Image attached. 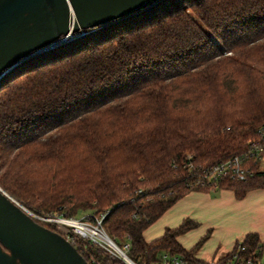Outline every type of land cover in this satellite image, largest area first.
Instances as JSON below:
<instances>
[{
    "label": "trees",
    "instance_id": "obj_1",
    "mask_svg": "<svg viewBox=\"0 0 264 264\" xmlns=\"http://www.w3.org/2000/svg\"><path fill=\"white\" fill-rule=\"evenodd\" d=\"M263 126L264 0H162L0 80V186L41 215L105 214L136 264L166 252L206 264L194 257L205 237L191 250L177 240L197 222L151 242L144 231L188 192L242 199L264 188L258 166L246 181L190 184L248 150ZM259 243L244 237L249 254ZM74 246L89 264H120L89 241Z\"/></svg>",
    "mask_w": 264,
    "mask_h": 264
},
{
    "label": "water",
    "instance_id": "obj_2",
    "mask_svg": "<svg viewBox=\"0 0 264 264\" xmlns=\"http://www.w3.org/2000/svg\"><path fill=\"white\" fill-rule=\"evenodd\" d=\"M161 1L0 0V80L29 58ZM37 219L0 186V264H89L71 242Z\"/></svg>",
    "mask_w": 264,
    "mask_h": 264
},
{
    "label": "crops",
    "instance_id": "obj_3",
    "mask_svg": "<svg viewBox=\"0 0 264 264\" xmlns=\"http://www.w3.org/2000/svg\"><path fill=\"white\" fill-rule=\"evenodd\" d=\"M186 219L198 225L177 240L191 250L205 237L194 254L202 262L222 258L248 233L256 234L264 244V188L250 190L242 199L225 188L188 192L145 229L144 239L151 242Z\"/></svg>",
    "mask_w": 264,
    "mask_h": 264
},
{
    "label": "built area",
    "instance_id": "obj_4",
    "mask_svg": "<svg viewBox=\"0 0 264 264\" xmlns=\"http://www.w3.org/2000/svg\"><path fill=\"white\" fill-rule=\"evenodd\" d=\"M264 162V126L260 131V138L249 143L248 150L240 155H234L230 158L220 160L214 164L202 167L195 173V179L191 185L208 183L218 185L219 181L225 178H232L239 181H246L255 172V166L259 170ZM189 171L193 170L192 164ZM194 174V172H193ZM36 216V215H35ZM41 221H49L62 227L60 233L65 239L73 245L78 244L80 240H87L98 247L110 258H120L127 262L130 259L127 255L129 244L118 245L103 228V219L105 214L96 216L88 214L82 217H64L62 215H53L50 217L40 218ZM244 239L236 241L230 256L206 262V264H264V244L259 243L255 251L249 254L247 248L243 245ZM222 260V261H221ZM157 264H196L183 256L173 255L168 252L161 255Z\"/></svg>",
    "mask_w": 264,
    "mask_h": 264
},
{
    "label": "rangeland",
    "instance_id": "obj_5",
    "mask_svg": "<svg viewBox=\"0 0 264 264\" xmlns=\"http://www.w3.org/2000/svg\"><path fill=\"white\" fill-rule=\"evenodd\" d=\"M261 168L262 169H264V162H262V164H261ZM13 197V196H12ZM14 198V197H13ZM14 199H16V198H14ZM17 200V199H16ZM18 201V200H17ZM18 202H20V201H18ZM21 203V202H20ZM22 204V203H21ZM25 208H27L31 213H33L34 215H36V216H38V217H40V218H44V217H50L51 218V216H53V215H41V214H39V213H37V212H34V211H32L31 209H29L27 206H25L24 204H22ZM90 213H92L91 211H80L76 216H74V217H82V216H86V215H88V214H90ZM44 222H49V221H44ZM50 223H52L53 225H54V227H55V231H58V232H62L63 230H62V227H58L56 224H54L53 222H50ZM85 241H87V240H85ZM121 246V245H120ZM102 252V251H101ZM102 254L103 255H106L104 252H102ZM107 256V255H106ZM129 257V256H128ZM117 259V258H116ZM120 259V258H119ZM130 259V258H129ZM130 260H132V259H130ZM132 262L134 263V264H136L133 260H132ZM119 263L120 264H130V262H127V261H125V260H122V259H120L119 260Z\"/></svg>",
    "mask_w": 264,
    "mask_h": 264
},
{
    "label": "bare ground",
    "instance_id": "obj_6",
    "mask_svg": "<svg viewBox=\"0 0 264 264\" xmlns=\"http://www.w3.org/2000/svg\"><path fill=\"white\" fill-rule=\"evenodd\" d=\"M131 263V262H130ZM132 264V263H131Z\"/></svg>",
    "mask_w": 264,
    "mask_h": 264
}]
</instances>
